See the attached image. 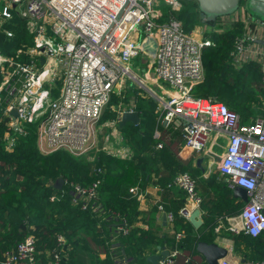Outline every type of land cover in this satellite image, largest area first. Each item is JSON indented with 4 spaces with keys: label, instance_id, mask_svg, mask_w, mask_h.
Masks as SVG:
<instances>
[{
    "label": "built area",
    "instance_id": "built-area-1",
    "mask_svg": "<svg viewBox=\"0 0 264 264\" xmlns=\"http://www.w3.org/2000/svg\"><path fill=\"white\" fill-rule=\"evenodd\" d=\"M161 4L171 11L180 5L179 0H0V34L13 36L9 25L15 17L25 24L30 37V44L13 55L0 52V100L8 96L0 114L7 126L5 148L10 149L16 135H26L33 126L37 147L44 154L61 149L82 155L103 135L100 151L129 159L131 148L113 144L118 138L110 139L103 128L115 126L114 135L118 133L122 112H136L133 101L111 106L116 112L112 121L100 126L99 120L113 93L122 96L127 89H140L156 101L161 123L180 124L183 144L192 152L206 149L212 133L225 136L217 173L229 189L243 188L247 199L236 216L217 224L214 231L256 237L264 232V115L243 123L224 103L191 95L192 87L204 76L201 48L210 41L200 37L197 29L184 31ZM254 19L259 34L251 30L236 35L230 57L237 68L256 62L264 82V46L254 45L264 35V20ZM134 58L141 65V75L131 68ZM145 83L166 87V96H158ZM99 183V179L89 185L68 182L71 203L104 220L119 218L114 230L127 233L125 219L99 203ZM169 185L184 191L185 202L177 214L188 220L201 202L195 179L181 171ZM129 192L138 195L136 186ZM165 215L172 221L170 212ZM182 236L175 232L173 248L157 264H173ZM55 241L53 248L43 252L37 249V239L28 234L4 252L0 264H61L69 243L62 233L55 234ZM217 264L233 263L223 257ZM241 264H264V259Z\"/></svg>",
    "mask_w": 264,
    "mask_h": 264
},
{
    "label": "trees",
    "instance_id": "trees-1",
    "mask_svg": "<svg viewBox=\"0 0 264 264\" xmlns=\"http://www.w3.org/2000/svg\"><path fill=\"white\" fill-rule=\"evenodd\" d=\"M179 3L177 12L174 13L168 6H164L165 10L181 22L184 31H191L201 21L197 2L179 0ZM11 22L9 28L14 35L8 38L0 34V52L7 56L13 55L19 47L30 44L23 22L15 17ZM243 31L242 22L236 20L224 31L208 34L210 44L201 48L204 76L192 87L191 95L218 100L237 112L241 122L247 123L253 116L264 114V82L256 62H245L239 68L231 63L230 52L234 37ZM1 94L6 93L3 91ZM5 97L8 96L0 100V114L5 105ZM130 99L135 105L139 121L136 125L127 122L119 128L126 144L133 150L129 159H122L104 151H99L97 159L91 163L83 160L80 155L61 149L44 154L37 147L33 126L26 135H16L14 145L6 149L4 133L7 126L0 116V260L5 251L14 249L28 234L37 239V249L44 252L54 247L55 234L62 233L68 240L69 247L62 253L61 264H81L78 261L83 250H79L78 246L87 243L85 234L101 245L105 252V258L94 260V264H115L108 249V230L110 225L115 227L118 224L119 218L104 220L73 205L67 188V183L71 181L89 185L99 179V203L104 210L124 218L129 228L125 234H116L124 255L132 256L139 264H146V249H154L155 244L167 240L169 236L164 234L158 238L151 229L143 231L132 226L138 202L131 196L129 188L136 184L139 163L142 164L145 174L153 166L162 170L158 183L161 198L155 200V203L163 201L168 191L177 193L180 198L170 210L174 216V232L183 233L179 244L184 255L181 258L175 256L173 264H190L197 242L214 241L213 229L218 219L238 214L244 202L234 198L224 181L217 182L215 178L206 181L195 176L191 160L184 161L179 166L175 160H171L169 144H164L160 149L155 148L157 142L152 135L158 124L156 103L149 96L141 94V90L127 89L122 96L113 93L99 123L115 118L116 112L111 106L119 102L126 104ZM181 171L188 172L195 179L196 189L200 184L205 188L213 186L210 196L203 197L200 194L201 204L206 212L201 227L196 231H193L188 220L177 214V210L185 202L184 191L169 185L172 177ZM58 178L63 179L59 189L54 186ZM52 195L56 197L54 201L49 200ZM228 236L232 240L233 248L241 251L245 260L263 259L264 232L256 237L243 233H229ZM168 241L172 244L174 240L172 238ZM87 247L88 245L84 246V249Z\"/></svg>",
    "mask_w": 264,
    "mask_h": 264
},
{
    "label": "crops",
    "instance_id": "crops-1",
    "mask_svg": "<svg viewBox=\"0 0 264 264\" xmlns=\"http://www.w3.org/2000/svg\"><path fill=\"white\" fill-rule=\"evenodd\" d=\"M163 7H164V5H163ZM242 10L244 11L245 14H242L240 16V18L234 16V19L242 22V29L244 30L243 33L251 32V30H253L258 35L259 29L257 27V24H256L254 17L250 16L249 14H246L248 12L245 11L244 9H242ZM228 17H232V16L229 15ZM236 20H234V21H236ZM195 29H197L199 36L202 37V35L199 33L197 25L194 27L193 30H195ZM263 38H264V35H259V37L255 40L254 45L258 46V47L260 45L264 46V44H262L261 42H257L258 39H263ZM151 87H154L152 89L155 90V93L158 96H166L164 94V92L167 91L166 87L160 88V87H157L154 85H152ZM150 98H152V97H150ZM130 100H132V99H130ZM262 115H264V114H262ZM256 116H258V115L253 116V118ZM253 118L250 119V122H252ZM110 120L112 121L113 119L105 120L103 122H100V124L105 123V122L110 121ZM157 123L158 124L156 125L152 136L155 138L157 144L160 143L161 146L158 147L156 145L155 146L156 149H160L164 144H169L171 147V150H172L171 151L168 149L170 156H171V160H173V161L175 160L179 166H181L184 161L191 160V167L193 168V173L195 176L202 177L206 181L211 180L213 178H215V180L217 182L220 180L224 181L223 178L219 176V174L217 173V170H216L218 157L222 153V151L224 150V148L227 144V140L225 139L224 135L221 134V135L216 136L215 134L212 133L210 138H209V144L207 145V148L204 149L203 151L199 152V154L198 153L196 154V153L192 152L189 148H187L183 144V141H182L181 135H180V132H181V128L179 126L180 124L178 126L176 124L166 126L164 123L160 122V116H159L158 112H157ZM119 128L120 127L118 126V122H117V129L119 131L118 136H117V134L114 135L115 132L113 129L111 130L112 134L111 135L108 134V135L110 136V139H112L113 136H114L113 139L118 138V141L113 142V144L119 145V146L120 145L128 146L125 142V139H123V140L120 139V137L122 138V136L120 134L121 131L119 130ZM103 129L105 132V128H103ZM154 134H158V136L155 137ZM220 138L222 140L223 139L226 140V142L222 143V140H220ZM128 147H130V146H128ZM214 148L220 149V152H217L218 155H216ZM132 153H133V150H132ZM199 158L201 160L198 163ZM214 165H215V171L211 172ZM149 172L152 173V176H150ZM161 174H162L161 168L156 169V168H154V166H153V169H151V170L149 169L146 174L144 173L142 175V178H140V179H137V172H136V176H135L136 184H134L133 186L137 187L138 195L137 194L134 195L133 193H131V196L136 198V200L138 202V206H137V214L135 215L136 217L134 218V220L132 222V226L134 228H138V229L143 230V231H146V229H151L153 231L152 233H154L155 236L158 238L162 237V236H164V234H166L169 236V238L167 240L172 239V238L174 240L175 239L174 219H172V221H169L167 219V216H166L165 220L163 221V216L166 214V212H170L172 214V212L170 210L171 206L176 204L180 198H179L177 193L174 194V192L168 191V194L167 193L165 194L166 197L163 199V201L161 200L160 202L155 203V200L157 201L159 198H161L160 197L161 196V189H160V185L158 184L159 180H160L159 176ZM212 187H206L205 188L203 185L200 184V185H198L197 193L199 196L201 194V196H203V197H204V195H205V197H208L212 193ZM226 187H227V185H226ZM238 199L242 202H245L240 198H238ZM157 205H161L163 209L161 211L158 210ZM195 209H199V214H200L199 219L201 220V224L198 228H195L190 223L192 225L193 231H196L197 229H199L201 227V225L203 223V215H204V212H206L205 211L206 209L203 207L201 202H200V205L198 207H196ZM173 218H174V216H173ZM226 218H228V216L223 217V218L220 217L218 219L215 227L217 226V224L222 223V222H223L222 224H225L227 222ZM113 227H114V225L113 226L110 225V227H109V230H108L109 231L108 232V235H109V241L108 242L109 243H107V244H108V249H109L110 255L112 256L114 263L117 264L116 258H118L119 264H139L138 262L135 261V259L132 256H125L124 255L122 245L120 244V242L116 238L117 232L114 230ZM215 227H214V229H215ZM214 229H213V232L215 235V239L213 242H216L218 245L219 244L223 245L228 250V253H227L225 258L229 259L233 264H241L245 260V258H244L245 256L243 255V253H241V251L233 248L232 240L228 236L229 233L230 234H232V233L228 232L226 230H223V229H219V233H216L214 231ZM222 233H225V234H222ZM85 237L87 238V240H86L87 243L84 246L88 245V247L84 249V246H78L79 250H81V248L83 250L82 254L80 253V260L78 262H80L81 264H94V260L104 259L105 258V252H104V250H102V248H101L102 246L99 245L97 242H94L88 235L85 234ZM167 240L164 239V240H162L161 243L155 244L154 249H152L150 251H149V249H146V251H145V252H147L145 255L146 264H150V262H148L146 260V257L148 255L160 254L163 249H166L168 251L171 248H173L174 241H173V243L171 242L172 244H170L169 241L167 242ZM148 247H150V246H148ZM262 247L264 248V244ZM182 250L183 249L179 247V252L177 253L176 257L177 256L180 258L183 257L184 252ZM246 251H248V249ZM117 252L119 253V255L117 254ZM263 259H264V257H263ZM190 264H206V262L204 260L203 255L199 254V253H197V251H195L194 257L190 261Z\"/></svg>",
    "mask_w": 264,
    "mask_h": 264
},
{
    "label": "water",
    "instance_id": "water-1",
    "mask_svg": "<svg viewBox=\"0 0 264 264\" xmlns=\"http://www.w3.org/2000/svg\"><path fill=\"white\" fill-rule=\"evenodd\" d=\"M196 1L198 5V10L200 12V20L202 22L210 23L214 22L218 17L231 15L234 10L238 7L240 0H192ZM247 9L250 12V15H254L255 18L264 20V0H247ZM257 42L264 44V38L258 39ZM154 41L151 42V45L154 46ZM40 61L43 62V58H40ZM12 117L15 116V111L11 112ZM139 121L138 114L136 112H122L120 119L118 121V126L121 128L127 122L132 124H137ZM201 159L199 158L198 163ZM63 183L62 178H58L54 186L59 189ZM232 195L235 198H240L243 201H246L245 190L239 186H236L232 190ZM164 215V214H163ZM199 209H194L188 220L193 225V227L198 228L201 224L199 219ZM166 215L163 216V221L165 220ZM195 251L202 254L206 264H217V261L220 258L226 257L228 250L223 245H218L216 242L207 243L204 241H199L196 244ZM168 251L163 249L160 254H150L146 257V260L150 264H157L158 260H163L165 256L168 255Z\"/></svg>",
    "mask_w": 264,
    "mask_h": 264
},
{
    "label": "rangeland",
    "instance_id": "rangeland-1",
    "mask_svg": "<svg viewBox=\"0 0 264 264\" xmlns=\"http://www.w3.org/2000/svg\"><path fill=\"white\" fill-rule=\"evenodd\" d=\"M240 3H239V5H238V7L234 10V12L230 15V16H232V17H228V16H222V17H218L212 24H209V23H206V22H202V21H200L198 24H197V27H198V30H199V33L202 35V37L203 38H208L209 40H210V38L208 37V35L207 34H211L212 32H214V31H220V30H223L224 31V29H226V28H228V27H230V25H231V23H233V21L234 20H236V19H234V16H236V17H239L240 18V16L242 15V14H245L244 13V11L242 10V9H244L245 8V11H247L248 13H246V14H249L250 15V12L248 11V9H247V5H246V3H247V0H240L239 1ZM162 6H163V4H161ZM180 7V5H177V7H174V8H172V10H173V12L175 13V12H177V10H178V8ZM250 16H253V17H255L254 15H250ZM235 17V18H236ZM12 23V22H11ZM24 24V23H23ZM24 27H25V24H24ZM13 35H14V33H13ZM211 41V40H210ZM149 50H150V48H149ZM130 65H131V68L133 69V70H135L138 74H142L143 73V70L141 69V65L139 64V62H138V60H137V58H134V59H132L131 61H130ZM145 85H146V87H148L149 89L151 88V87H149L148 85L149 84H147V83H145ZM152 88H154V87H152ZM109 120V119H108ZM100 126H103V124L101 123L100 124ZM115 128V126H106L105 127V132L106 133H104V134H109V135H111L112 134V129H114ZM117 134V136H118V133H116ZM120 134H121V136H122V138L120 137V139H124V137H123V135H122V133L120 132ZM103 135L101 136V138L98 136L97 137V141H96V144L94 145V146H92V147H90V148H88L87 149V151L84 153V154H82V155H80V156H82V158H83V160H85V161H88V162H93V161H95L96 159H97V154H98V152L100 151V147H102L103 145H102V143H103ZM220 140H222L221 138H220ZM226 142V140H222V143H225ZM220 144V143H219ZM214 150H215V152H216V155H218V153L217 152H220V149L219 148H214ZM151 165L153 166V164L151 163ZM215 171V165H214V167L212 168V171L211 172H214ZM150 173V176H152V173L151 172H149ZM144 174V169H143V166H142V164H138V168H137V179H140V178H142V175ZM55 184V183H54ZM49 200H51V201H54L55 200V197L52 195V196H50V198H49ZM222 234H225V233H222ZM117 254L119 255V253L117 252ZM116 260H117V264H119V261H118V258H116Z\"/></svg>",
    "mask_w": 264,
    "mask_h": 264
}]
</instances>
